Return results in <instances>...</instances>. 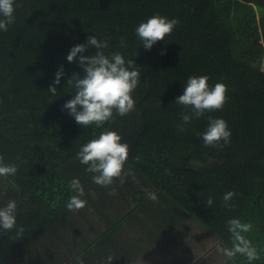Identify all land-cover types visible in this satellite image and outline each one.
<instances>
[{"label":"trees","instance_id":"16d2710c","mask_svg":"<svg viewBox=\"0 0 264 264\" xmlns=\"http://www.w3.org/2000/svg\"><path fill=\"white\" fill-rule=\"evenodd\" d=\"M15 3L19 6L14 23L7 31L0 30V157L4 164L17 167V173L7 177L18 190L15 198H8L17 204V225L8 232L0 230V264L22 251L68 210L67 202L76 195L69 185L78 178L70 170L73 163L81 169L80 181H91L85 183L84 193L99 189L105 195L111 191L88 180L84 173L88 166L77 159L80 148L103 131H116L121 142L128 144L125 170L133 167L142 173L155 185L158 196L189 215L182 219L196 221L226 248L232 247L228 220L250 223L252 229L245 235L260 256L251 264H264V0ZM154 15L175 18L179 23L171 35L149 50L135 29ZM93 35L107 40L106 55L119 52L125 61L134 60L139 81H148L135 94L139 97L134 108L140 116L137 124L126 122L122 126L123 116L114 113V119L103 126L81 127L62 108L76 91L67 84L68 78L73 73L84 75L78 62L80 54L74 62H69L67 55L74 45ZM95 51L89 46L82 54L89 56ZM61 65L64 74L53 95L48 88ZM193 75H206L212 87L217 82L225 84L227 102L221 110L205 112L183 124L185 130L181 131L177 126L183 123L181 114L187 110L175 99ZM209 117L227 122L230 143L223 147L204 145L201 134ZM132 187L126 193L132 192L137 203L133 207H146L147 201H152L148 191L135 183ZM228 191L236 194L229 201L234 208L224 205L223 196ZM209 197L213 199L211 207L206 206ZM159 216L160 211L155 216L156 241H149L148 249L138 245L134 258L147 256L149 262L156 257L162 264L165 249H179L180 254L185 251L190 257L198 252L194 240L200 237L186 224L180 231L182 219L176 218V223L168 214L163 229ZM172 225L175 232L169 238L166 228ZM21 227L23 233L18 235ZM164 237L167 239L162 240ZM152 251L158 256L151 255ZM191 264L206 263L199 255ZM224 264L248 261L238 254L232 260L225 257Z\"/></svg>","mask_w":264,"mask_h":264},{"label":"clouds","instance_id":"9594fccd","mask_svg":"<svg viewBox=\"0 0 264 264\" xmlns=\"http://www.w3.org/2000/svg\"><path fill=\"white\" fill-rule=\"evenodd\" d=\"M15 0H0V30L7 31L8 25L15 21V8L18 7ZM179 23L175 18L169 19L160 15H154L141 22L135 29V34L146 49H151L158 41L165 40L166 36L172 34ZM123 44V41H122ZM89 46H94V54L85 56L82 53ZM108 48L107 40H98L95 35L89 36L85 43L74 45L68 55L69 62L76 61L79 55V65L84 75L73 73L67 80V84L76 91L73 98L63 106L69 115L73 116L76 123L81 127L96 125L103 126L106 122L114 119V113L120 116L127 115L135 108V100L132 93L139 84L140 73L135 68L134 60L125 61L124 56L114 52L110 56L103 51ZM163 54V52L161 53ZM63 66L55 74L53 84L48 91L53 95L57 93L56 85L60 84L63 76ZM227 102V86L217 82L214 87L208 84L206 75L190 76L185 84L183 94L175 99V103L186 109L181 114L182 124L177 127L184 131L183 124L189 123L193 118H199L205 112L221 110ZM202 135L205 146L223 147L230 143L231 132L227 122L222 118L209 117V124ZM122 137L116 131H103L98 138L92 139L84 144L77 153V159L88 167L86 171L93 173L92 180L102 187H110L109 195L116 194V188L112 187L114 181L119 179L120 184L125 183L126 177L136 179L131 169L125 170L124 165L128 160L129 146L121 142ZM223 141V144H221ZM135 159L139 160V157ZM17 173V167L12 164H4L0 157V177L7 178ZM70 188L76 193L67 202V209L79 211L86 206V201L81 199L84 196V188L79 179L74 178L70 182ZM150 200L158 202V197L153 192L147 193ZM236 194L228 191L223 196L226 207L234 208L235 205L229 201ZM213 199L207 198L206 206L211 207ZM17 204L9 200L4 207H0V230L8 232L17 225L16 220ZM228 231L232 237V247L226 248L220 244L216 245V251L221 253L228 260H232L238 254L245 257L248 264L260 259L257 248L253 246L245 233L252 229L250 223H242L239 219L228 220ZM23 233L19 228L17 234ZM113 257H107L106 264H112ZM76 264H84L82 258L77 257Z\"/></svg>","mask_w":264,"mask_h":264},{"label":"crops","instance_id":"0c3cea01","mask_svg":"<svg viewBox=\"0 0 264 264\" xmlns=\"http://www.w3.org/2000/svg\"><path fill=\"white\" fill-rule=\"evenodd\" d=\"M100 188L103 187L100 186ZM17 191L18 190L15 188V186L10 182L8 178L0 177V207H3L2 204L8 202L9 197L15 198L18 194ZM106 196H108V194L102 195L99 189H93L85 192L84 196H82L81 199L86 201V206L82 210L91 213L92 210L102 207L103 205H105V202H101V201ZM133 208L134 207H132V209ZM139 208H147V207H137L136 209ZM146 211L150 212L149 210ZM73 214L74 217L69 213V210H67L59 217V219L55 223H53L51 226L45 228L42 232H40L35 238H33L31 241H29L26 244V246L22 249V251L17 253L14 257H12L4 264H16V263L29 264L28 263L29 261H34L33 260L34 257L42 259V262H40L39 264H55L57 261H61L63 259H66V257H69V256H65V254L67 253L68 255H71L72 250L76 248L75 244H78L77 246L87 245L84 247V249L81 252H84L87 249L86 252L92 254L91 257L87 256V260L84 264H106L107 257L109 255L113 257L112 264H118L117 259L123 260L125 264H140L139 262L141 260V257L134 258V256L137 255L138 253L134 254V250L132 249L134 245H140V246L143 245V247L145 246L147 248V244L151 239L148 238L145 240L142 239L141 241L138 240L142 238L141 235L143 232L141 231V229L143 230L147 228L149 224L150 226L152 224L154 225L151 226L152 228L155 227L154 224L155 219L152 214L145 216L146 221L142 225H136L132 221L131 226L129 228L130 230H128L129 222L118 221L112 223V226L109 228L112 229L110 233H113L114 231L116 238L107 237L108 234L107 229L98 225L97 222L96 225H94L92 220L90 219V216L88 217L85 223L78 221L76 215L81 214L80 210L73 212ZM124 223L125 225L120 227V225ZM165 227L166 225L163 226V229ZM136 229H139L140 231ZM163 229L160 228L161 232L164 231ZM174 232H175L174 226L172 225L166 228L165 234H167V236L171 238ZM131 234H133L134 240L130 239L129 236ZM195 236L206 238L205 236L202 235H195ZM163 239H167V238L164 237L162 238V240ZM157 240H159V237ZM152 241H156L155 238H153ZM59 242L64 243L66 245H62ZM162 244L164 245V243ZM121 246L125 248L122 249L120 248ZM49 247L53 248L54 251L50 252ZM178 247L180 248V246ZM36 251H41V252H36ZM138 251H139V246H138ZM162 252L165 254L163 256L164 260L162 261V264H175L176 262L179 261V257H180L179 249L173 250L172 248H169L163 250ZM22 253H25L24 256H21ZM186 254L189 257V260H186L187 262H189L188 264H191L192 261L199 256L198 252H196L193 256L190 257L189 253L186 252L182 260L183 263L185 261ZM70 257H71L70 261L74 260L76 264L77 257L83 259L84 254L80 252H75ZM146 257L147 256H142V260L144 261ZM100 261L102 262L99 263ZM145 261L148 263V259ZM69 262H66L64 264H68ZM204 262L206 264H213L211 261L206 262L205 259ZM224 262L225 259L222 260V263L216 262V264H224ZM158 263L160 264V258L158 260Z\"/></svg>","mask_w":264,"mask_h":264},{"label":"rangeland","instance_id":"374dc122","mask_svg":"<svg viewBox=\"0 0 264 264\" xmlns=\"http://www.w3.org/2000/svg\"><path fill=\"white\" fill-rule=\"evenodd\" d=\"M262 68L264 69V59H263ZM147 82H148L147 79H143V80L139 81L137 88L132 93V96L135 100V103H136V100L139 98V97H136V95H135L139 92V91H137L138 88L141 89L143 86L146 87ZM139 120H140L139 112L137 114V113H134V110H133L130 113H128L127 115L123 116V120L120 124H122V126H124L125 123L127 122L129 125L130 124L134 125V124H137L139 122ZM127 166H130V165H127ZM131 169L133 170V172L135 174V177H136L135 180H133V178L131 176H128V177H126L125 183H123L122 185L120 184L119 179L115 180L114 185L116 186L117 189H119V190L116 189L118 191V193H116V195H109L108 194V196L104 197L103 200L101 201V202H105V205L92 210L91 213L86 212L84 210H80L81 214H77L76 218H78V221L85 223L87 221L88 217L90 216V219L92 220L94 225H96V222H97L98 225L107 229V232H108L107 237H115L116 238L114 231H113V233H110L112 231V229H109V228L112 226V223H115L118 221L129 222L128 230H130L129 228L131 226L132 221L136 225H142L146 221L145 216L152 214L154 219H155V221L153 220L155 227L152 228L151 226H154V225L152 224L150 226V224H149L147 228H145L143 230L141 229V231L143 232L141 235L142 238L138 240V241H141L142 239L145 240V239L149 238V239H151L150 242H152V239L154 237L158 236V233H156V231H155L158 229V222H157V219L155 217V216H157V212L160 211V216H159L160 221H161L160 227H163L166 225V220L169 218L168 214H172L174 216V217H172V220H174V221H176V218L182 219V218L189 217V215L187 216V214L183 211V209L180 212L174 206H170L169 204H167L168 201L164 197H160V195L159 196L157 195L158 194L157 189H155V185H153L149 179H147L142 173L134 170L133 167ZM70 170H71L72 174L75 175V177H78L77 179H79V181H80L81 169H80L79 165L77 163H73V165L70 167ZM84 173H85V177H88V180H90V179L92 180V176L94 175L93 173H89V172H84ZM86 182H91V181H84V182L80 181L83 188H84V185ZM132 183L133 184L135 183V186L137 188L142 187V188H145L148 192L155 193L158 197V202H152V201L148 200L147 203H149V204L146 206L147 208L136 209L134 207L132 209V207L136 206L137 203L134 202L132 199V196H131L132 192H130L129 194L126 193V192H129L130 189L133 188ZM146 210H149L150 212H147ZM73 212L74 211L69 210V213L74 217ZM128 218H130V219H128ZM127 219H128V221H127ZM176 223H177V221H176ZM176 223H174V224H176ZM185 224L190 227L189 229L192 230V233L206 237V238L200 237V238L194 240L195 244H196L195 248H197L198 255H201L202 257L204 256V259L206 260V262L211 261L213 264H216V262L222 263V260L225 259V257L221 253H218L216 251V245L220 244L223 247H226V246L223 243H221V241H218V239H216V237L212 233H210L207 229H205L204 227L199 225L196 221H189V220L186 221L185 219H182L181 223L179 224L180 231L183 230V226ZM124 225H125V223L120 225V227H122ZM136 230H139V229H136ZM129 237H130V239L134 240L133 234H131ZM59 243L62 245H66V244L61 243V242H59ZM75 245H76V248L72 250L71 255H68L67 253L65 254V256H69V257H66V259H63L61 261H57L55 264H64L66 262H69L71 259L70 256H72L75 252H80V253L84 254V257H83L84 263L87 260V256H89V257L92 256V254H89L86 252L87 249L84 252H81L84 249V247L87 245H80V246H77L78 244H75ZM191 245H188V250L191 249ZM144 247H142V248H144ZM120 248L124 249L125 247L121 246ZM195 248H192L194 253H195ZM132 250H134V254L138 253L137 252L138 251V245H134ZM49 251L53 252L54 249L49 247ZM36 252H41V251H36ZM29 253H31V252H29ZM185 253H186L185 251L181 252L180 257H179V261L176 262L175 264H188L189 263L186 261V260H189V257L187 256V254H186V258H185L184 263L182 262V260L185 256ZM24 254L25 253H22L21 256H24ZM151 255L158 256V253L156 251H152ZM147 259H148V257H146L144 259V263H145V260H147ZM33 260L35 262H38V263L42 262V259L37 258V257H34ZM34 261H29L28 263L29 264H36ZM117 261H118V264H125V262L123 260L117 259ZM101 262L102 261H100L99 263H101ZM139 263L140 264L143 263L142 257H141V260ZM148 263L158 264L156 262V257H154ZM16 264H24V263H16ZM68 264H75V261L72 260Z\"/></svg>","mask_w":264,"mask_h":264}]
</instances>
